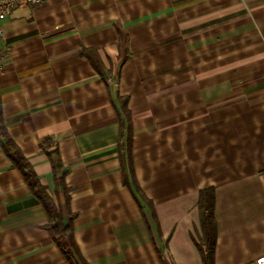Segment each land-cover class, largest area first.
I'll use <instances>...</instances> for the list:
<instances>
[{"label": "crops", "instance_id": "obj_1", "mask_svg": "<svg viewBox=\"0 0 264 264\" xmlns=\"http://www.w3.org/2000/svg\"><path fill=\"white\" fill-rule=\"evenodd\" d=\"M0 264H70L2 147L25 156L87 264L264 254V0H43L3 23ZM132 128V171L119 149ZM124 143V139L122 140Z\"/></svg>", "mask_w": 264, "mask_h": 264}, {"label": "trees", "instance_id": "obj_2", "mask_svg": "<svg viewBox=\"0 0 264 264\" xmlns=\"http://www.w3.org/2000/svg\"><path fill=\"white\" fill-rule=\"evenodd\" d=\"M122 109L127 119L130 114L127 109V101L122 103ZM129 125L127 126V132L123 138V132L121 131L119 149L122 159H124L129 165L132 178V188L139 197L148 202L144 196L140 187L138 186L134 173L132 171V128L130 119H128ZM2 147L7 156L11 159L13 165L17 167L25 181L31 190V192L38 198L43 205L49 222L46 229L49 230L54 242L62 252L64 258L70 264H87L86 260L82 257L79 248L73 237V221H65L63 215L51 197L48 195L45 186L41 183L38 175L33 171L31 164L15 147L12 139L7 137L4 132ZM124 139V143L123 140ZM198 208L200 213V223L202 229V236L197 243L198 249L201 253L203 264H215V248L217 239V224L215 217V194L212 187L206 188L200 191Z\"/></svg>", "mask_w": 264, "mask_h": 264}, {"label": "built area", "instance_id": "obj_3", "mask_svg": "<svg viewBox=\"0 0 264 264\" xmlns=\"http://www.w3.org/2000/svg\"><path fill=\"white\" fill-rule=\"evenodd\" d=\"M43 0H0V72L6 57L5 30L3 22L9 18L17 9L28 5H36ZM255 264H264V254L255 259Z\"/></svg>", "mask_w": 264, "mask_h": 264}]
</instances>
